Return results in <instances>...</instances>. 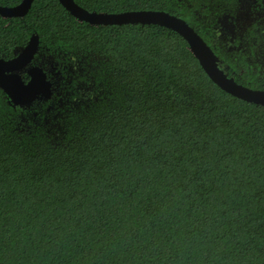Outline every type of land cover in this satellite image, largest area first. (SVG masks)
I'll return each mask as SVG.
<instances>
[{
    "label": "trees",
    "instance_id": "obj_1",
    "mask_svg": "<svg viewBox=\"0 0 264 264\" xmlns=\"http://www.w3.org/2000/svg\"><path fill=\"white\" fill-rule=\"evenodd\" d=\"M75 1L164 10L210 46L237 3ZM33 35L52 95L21 106L0 87V264H264V105L220 88L166 26L94 25L33 0L0 14V58ZM215 51L259 87L246 55Z\"/></svg>",
    "mask_w": 264,
    "mask_h": 264
},
{
    "label": "water",
    "instance_id": "obj_2",
    "mask_svg": "<svg viewBox=\"0 0 264 264\" xmlns=\"http://www.w3.org/2000/svg\"><path fill=\"white\" fill-rule=\"evenodd\" d=\"M60 2L80 21L94 25L154 23L174 29L189 43L200 63L211 79L226 92L244 99L264 105V90L253 89L238 83L234 77L220 66V58L213 48L181 16L164 10L142 9L119 13L89 11L75 0ZM33 0H23L15 6L0 5V14L5 17L24 16L31 8ZM39 50V38L33 35L29 43L10 59L0 58V87L8 94L16 105L31 106L34 101L48 99L52 95L53 82L48 78L46 70L34 63ZM25 73L29 80L25 79Z\"/></svg>",
    "mask_w": 264,
    "mask_h": 264
},
{
    "label": "flooded vegetation",
    "instance_id": "obj_3",
    "mask_svg": "<svg viewBox=\"0 0 264 264\" xmlns=\"http://www.w3.org/2000/svg\"><path fill=\"white\" fill-rule=\"evenodd\" d=\"M235 1L237 3L233 9L216 17L215 43L211 47L214 51L218 46L226 48L231 55H246L253 68L252 75L247 78L259 86L247 87L264 90V0ZM220 66L236 80V71L231 72L230 66L224 65L221 59Z\"/></svg>",
    "mask_w": 264,
    "mask_h": 264
}]
</instances>
